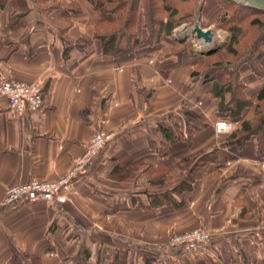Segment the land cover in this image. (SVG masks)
<instances>
[{"label":"crops","instance_id":"0c3cea01","mask_svg":"<svg viewBox=\"0 0 264 264\" xmlns=\"http://www.w3.org/2000/svg\"><path fill=\"white\" fill-rule=\"evenodd\" d=\"M114 18L87 0H8L0 9V81L44 88L42 108L23 117L0 97V264H264V156L255 138L242 148L220 143L213 124L224 114L205 94L209 84L190 80L189 51L161 55L167 36L149 46L139 28L132 53L103 54L95 27ZM240 73L248 94L262 85L247 64ZM196 110L210 125L161 154L153 128L176 122L185 131L184 112ZM97 129L114 137L65 203L2 205L10 186L66 173ZM212 146L216 162L182 183L186 160ZM195 228L211 233L196 251L166 247Z\"/></svg>","mask_w":264,"mask_h":264},{"label":"trees","instance_id":"16d2710c","mask_svg":"<svg viewBox=\"0 0 264 264\" xmlns=\"http://www.w3.org/2000/svg\"><path fill=\"white\" fill-rule=\"evenodd\" d=\"M8 0H0V9ZM94 9H104L115 16L112 22L96 25L94 36L100 41L102 53L110 56L132 53L141 43L142 28L149 46L158 44L164 36H172L173 28L192 17L196 0H87ZM221 8L216 23L229 32L225 48L205 57L194 54L190 73L192 82L209 84L205 94L217 100V110L224 114L235 127L220 138L224 145L242 148L255 138L257 150L264 156V10L249 7L234 0H216ZM187 49L172 42L165 46L164 57L180 56ZM247 64L250 71L262 79V85L248 94L240 68ZM229 70V76L221 80L218 72ZM44 93V88H43ZM252 108L251 115L240 119L244 111ZM185 131L176 122L158 123L152 133L159 137V150L165 154L168 146L185 139L188 144L193 135L210 125L209 119L200 111H185ZM217 147H206L191 155V168L182 183L192 185L196 171L207 163L217 160ZM189 165V164H188Z\"/></svg>","mask_w":264,"mask_h":264},{"label":"built area","instance_id":"2783aa9c","mask_svg":"<svg viewBox=\"0 0 264 264\" xmlns=\"http://www.w3.org/2000/svg\"><path fill=\"white\" fill-rule=\"evenodd\" d=\"M0 97L6 99L8 109L15 117H23L28 112L40 110L43 106V86L37 82H25L15 79L0 81ZM234 124L229 120H218L214 123L217 135L229 133ZM114 132L95 130L83 152L74 157L71 167L54 180L33 178L27 182L10 186L2 201L6 207H15L21 203L42 201L49 205H62L68 200L70 193L92 162L105 146L113 139ZM263 165V164H262ZM211 233L205 228H195L183 233H174L166 245L171 249L196 251L208 242Z\"/></svg>","mask_w":264,"mask_h":264},{"label":"rangeland","instance_id":"374dc122","mask_svg":"<svg viewBox=\"0 0 264 264\" xmlns=\"http://www.w3.org/2000/svg\"><path fill=\"white\" fill-rule=\"evenodd\" d=\"M196 2H197L196 7L194 8L192 17L186 22H182L176 25L173 28L172 36H167V38L172 43L175 41L173 39V35H175L176 37H183L184 35H187L186 39L182 43H179V44H182L183 47L187 49L186 51H189L191 55L196 54V55L206 58L209 55L206 56V55L199 54L200 49L205 50L206 48L200 45V41L202 39L197 38L195 36V33L193 32V26L195 22L199 21L200 25L203 28H211L213 30L214 36H213L211 45L217 46V47L219 45V48L217 49L215 53H219L225 48V46L227 45L228 39H229V32L226 29L217 25L215 21L216 17L221 12V8L216 3L217 2L216 0H212V2L211 1L209 2V0H196ZM140 31L142 30L140 29Z\"/></svg>","mask_w":264,"mask_h":264},{"label":"water","instance_id":"95a60500","mask_svg":"<svg viewBox=\"0 0 264 264\" xmlns=\"http://www.w3.org/2000/svg\"><path fill=\"white\" fill-rule=\"evenodd\" d=\"M240 4L249 6V7H254L257 9H261L264 10V0H234ZM193 32L195 33V36L197 38H201L206 42H211L212 43V38L214 36V32L211 28H203L199 21H196L194 26H193ZM187 35H184L183 37H176L175 35H173V39L177 42V43H182L185 39H186ZM206 46L204 49H200L199 54L201 55H210L212 53H215L217 51V49L219 48L217 46H213V45Z\"/></svg>","mask_w":264,"mask_h":264},{"label":"bare ground","instance_id":"6f19581e","mask_svg":"<svg viewBox=\"0 0 264 264\" xmlns=\"http://www.w3.org/2000/svg\"><path fill=\"white\" fill-rule=\"evenodd\" d=\"M213 39V38H212ZM211 42H206L203 39L200 41V45L203 47L209 46Z\"/></svg>","mask_w":264,"mask_h":264}]
</instances>
